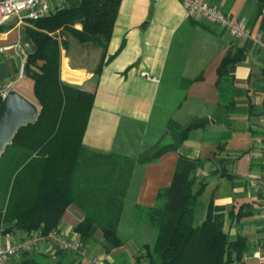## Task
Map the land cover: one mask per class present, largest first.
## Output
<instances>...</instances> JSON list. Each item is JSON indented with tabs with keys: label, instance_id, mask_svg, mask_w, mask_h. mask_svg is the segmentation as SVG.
<instances>
[{
	"label": "crops",
	"instance_id": "0c3cea01",
	"mask_svg": "<svg viewBox=\"0 0 264 264\" xmlns=\"http://www.w3.org/2000/svg\"><path fill=\"white\" fill-rule=\"evenodd\" d=\"M80 1L55 0L51 11L76 8ZM204 1L232 19H244L250 37L237 40L220 26L187 17L178 0H121L96 85L93 75L102 49L56 32L63 46L61 81L94 91L82 138L86 148L135 156L160 140L170 120L183 127L193 122L198 126L177 151L134 166L117 228L121 246L112 247L92 226L82 242L83 256L63 252L52 257L40 247L6 264L30 255L45 256L46 264H121L144 253L145 247L151 251L157 232L135 224L134 212L156 206L157 194L170 186L180 157L202 162L194 185L195 190L205 183L199 222L209 204L222 208L230 240L240 237L247 243L242 258L231 264H264V200L258 189L264 171V47L253 40L264 38V0ZM28 21L11 17L0 25V99L9 90L22 96L31 90L19 77L21 64L35 51ZM73 27L82 28L79 23ZM228 55L239 60L220 80L218 68ZM205 119L207 123H200ZM83 218L82 210L71 204L56 229L75 235Z\"/></svg>",
	"mask_w": 264,
	"mask_h": 264
},
{
	"label": "trees",
	"instance_id": "16d2710c",
	"mask_svg": "<svg viewBox=\"0 0 264 264\" xmlns=\"http://www.w3.org/2000/svg\"><path fill=\"white\" fill-rule=\"evenodd\" d=\"M120 2L81 0L76 8L57 9L28 21L32 28H27V34L35 51L23 63L22 77L31 83L29 100L37 105L38 114L34 122L17 130L0 155V237L14 231L47 234L74 204L84 213L74 230L82 242L96 226L112 247L121 246L117 228L134 166L177 151L188 132L198 126L193 122L183 127L170 120L160 140L135 156L100 153L82 144L94 91L61 81L63 46L56 32L62 30L80 44L102 49L93 75L96 85ZM76 23L81 30L74 29ZM238 60L236 55L223 59L218 68L220 80ZM201 164L180 157L170 186L157 194L156 206L136 208L133 222L155 229L157 236L153 249L145 247L133 264H231L242 258L247 243L240 237L230 240L222 208L209 204L204 220L195 222L205 189L200 182L194 190L195 172ZM46 262L43 255H30L16 264Z\"/></svg>",
	"mask_w": 264,
	"mask_h": 264
},
{
	"label": "built area",
	"instance_id": "2783aa9c",
	"mask_svg": "<svg viewBox=\"0 0 264 264\" xmlns=\"http://www.w3.org/2000/svg\"><path fill=\"white\" fill-rule=\"evenodd\" d=\"M53 1L55 0H0V25H3L11 17H17L20 21H34L46 17L52 12L51 4ZM178 1L185 8L187 17L198 18L208 24L220 26L237 40L250 37V30L244 19H232L219 8L204 0ZM253 40L259 46L264 47L263 37L256 36ZM23 66L24 64H21L20 78L23 76ZM142 77L148 78L146 73H142ZM258 189L264 200V171ZM40 247H44L45 253L52 257L63 252H72L81 256L85 254L83 243L76 234L66 235L57 229L43 234L40 230H36L21 238L12 237L8 234L0 237V264H6L15 255L30 254Z\"/></svg>",
	"mask_w": 264,
	"mask_h": 264
},
{
	"label": "water",
	"instance_id": "95a60500",
	"mask_svg": "<svg viewBox=\"0 0 264 264\" xmlns=\"http://www.w3.org/2000/svg\"><path fill=\"white\" fill-rule=\"evenodd\" d=\"M38 107L15 90H9L0 102V155L9 145L17 130L35 121ZM202 120L200 123H207Z\"/></svg>",
	"mask_w": 264,
	"mask_h": 264
},
{
	"label": "rangeland",
	"instance_id": "374dc122",
	"mask_svg": "<svg viewBox=\"0 0 264 264\" xmlns=\"http://www.w3.org/2000/svg\"><path fill=\"white\" fill-rule=\"evenodd\" d=\"M25 83H26V84L29 86V88H30V86H31L30 81L26 80ZM24 97L27 98L28 100H29V99H32V92H31V90H30L29 92H26V93L24 94ZM195 217H196V221H195L196 224H199L200 217H201V212H200L199 207L196 209ZM134 262H135V261H134L133 259H131V260H129V261H127V262H124V263H121V264H133Z\"/></svg>",
	"mask_w": 264,
	"mask_h": 264
}]
</instances>
